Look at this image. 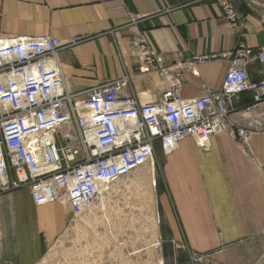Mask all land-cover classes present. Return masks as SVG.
Instances as JSON below:
<instances>
[{
	"label": "crops",
	"instance_id": "crops-1",
	"mask_svg": "<svg viewBox=\"0 0 264 264\" xmlns=\"http://www.w3.org/2000/svg\"><path fill=\"white\" fill-rule=\"evenodd\" d=\"M231 1L234 27L214 0H0V36L80 37L58 52L67 91L82 95L127 77L122 92L150 102L166 82L141 67L132 41L142 33L166 66L211 57L181 71L182 97L197 98L220 90L227 53L240 42L254 50L264 44V0ZM128 13L142 17L134 24ZM246 70L251 80L264 79V64ZM234 107L229 121L252 131L246 142L225 131L207 148L186 138L171 153L158 152L155 185L151 175L153 245L138 210L142 202L127 196L132 185L109 188L118 221L141 222L127 231L131 239L143 237L136 253L155 247L163 264H264V102L252 105L251 95L242 93ZM12 193L0 196V264H38L65 232L70 209L58 202L35 205L26 187Z\"/></svg>",
	"mask_w": 264,
	"mask_h": 264
},
{
	"label": "built area",
	"instance_id": "built-area-1",
	"mask_svg": "<svg viewBox=\"0 0 264 264\" xmlns=\"http://www.w3.org/2000/svg\"><path fill=\"white\" fill-rule=\"evenodd\" d=\"M214 2L234 27L232 1ZM128 14L134 24L142 17ZM81 40L0 36V196L26 187L35 205L64 203L78 217L135 170L152 165L155 172L158 152L167 155L186 138L207 148L213 135L225 131L239 143L252 134L234 127L229 117L242 93L251 95L252 105L264 102V79L253 81L246 70L251 63L264 64V44L254 50L240 42L227 53L229 69L218 92L183 98L181 71L211 57L166 66L140 33L132 45L141 67L166 82L158 100L141 102L122 92L127 77L82 95L67 91L58 52Z\"/></svg>",
	"mask_w": 264,
	"mask_h": 264
},
{
	"label": "rangeland",
	"instance_id": "rangeland-1",
	"mask_svg": "<svg viewBox=\"0 0 264 264\" xmlns=\"http://www.w3.org/2000/svg\"><path fill=\"white\" fill-rule=\"evenodd\" d=\"M152 174L156 180L154 167H141L110 185V189L119 190L122 185H132L127 189V196H134L142 202L138 210L144 214L142 223L146 220L148 232L152 233L147 244L153 245L158 237L153 234L156 221L151 206L155 190L151 185ZM108 194L109 191L105 194V210L96 207L78 217H73L70 212L65 232L48 247L38 264H158L161 260L159 249L149 246L136 253L135 246L140 247L139 240L143 237L137 235L131 239L127 231L138 228L141 222L137 220L136 224H132V221H118L119 210L115 212L111 200L108 204ZM12 195L10 192L4 196ZM114 213L118 214L114 216ZM150 215L152 221L148 223Z\"/></svg>",
	"mask_w": 264,
	"mask_h": 264
},
{
	"label": "bare ground",
	"instance_id": "bare-ground-1",
	"mask_svg": "<svg viewBox=\"0 0 264 264\" xmlns=\"http://www.w3.org/2000/svg\"><path fill=\"white\" fill-rule=\"evenodd\" d=\"M150 167L152 168V167H154V166H152V165H150ZM153 178L155 179V177L153 176ZM103 196H105V194H103ZM102 196V198H101V200H100V204L98 205V206H96V207H100L102 210H104V204H103V200H104V197ZM160 262L158 263V264H162V259L161 260H159Z\"/></svg>",
	"mask_w": 264,
	"mask_h": 264
}]
</instances>
